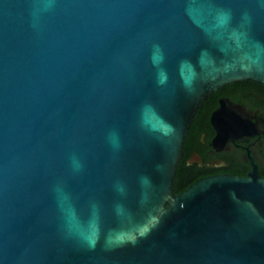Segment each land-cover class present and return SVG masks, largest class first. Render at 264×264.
I'll use <instances>...</instances> for the list:
<instances>
[{
	"label": "water",
	"instance_id": "1",
	"mask_svg": "<svg viewBox=\"0 0 264 264\" xmlns=\"http://www.w3.org/2000/svg\"><path fill=\"white\" fill-rule=\"evenodd\" d=\"M264 85V0H0V264H264L258 111L219 96L249 175L172 193L195 112Z\"/></svg>",
	"mask_w": 264,
	"mask_h": 264
},
{
	"label": "flooded vegetation",
	"instance_id": "2",
	"mask_svg": "<svg viewBox=\"0 0 264 264\" xmlns=\"http://www.w3.org/2000/svg\"><path fill=\"white\" fill-rule=\"evenodd\" d=\"M251 110L258 111L264 120V85L251 80L224 84L203 101L189 125L183 151L175 172L176 192L183 190L200 176L213 174L249 175L255 167L247 149L230 140L228 148L216 150L211 143L215 130L210 124V115L219 106L220 97ZM247 147L257 163L259 177H264V134L258 132L247 137ZM173 182V188H174ZM172 188V193H173Z\"/></svg>",
	"mask_w": 264,
	"mask_h": 264
},
{
	"label": "trees",
	"instance_id": "3",
	"mask_svg": "<svg viewBox=\"0 0 264 264\" xmlns=\"http://www.w3.org/2000/svg\"><path fill=\"white\" fill-rule=\"evenodd\" d=\"M177 183H178V181L176 180V181L174 182V188H173V193L177 191V190H176V187H177Z\"/></svg>",
	"mask_w": 264,
	"mask_h": 264
}]
</instances>
